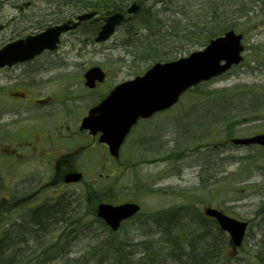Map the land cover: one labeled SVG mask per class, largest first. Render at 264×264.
Segmentation results:
<instances>
[{
	"label": "rangeland",
	"instance_id": "374dc122",
	"mask_svg": "<svg viewBox=\"0 0 264 264\" xmlns=\"http://www.w3.org/2000/svg\"><path fill=\"white\" fill-rule=\"evenodd\" d=\"M229 2L237 6L238 13L234 12L235 15L233 11H224ZM210 8H216L219 14H228L229 19L237 21L235 31L244 36L243 61L221 77L202 83L184 95L177 106L149 121L141 123L140 120L123 145L118 163L110 158L114 177L108 180L109 184L91 186L94 181L97 182L99 174L104 177L112 174L111 169L105 167L108 159L106 149L100 146H97L99 150L87 149L80 161H75L77 170L83 173L84 183L81 185L63 187L58 178L60 174L46 164L39 168L35 160L11 161L4 150L13 146L17 151L21 140L16 133L23 120L18 119V114H0L3 129H0V196H4L0 200V233L20 226L21 229L13 233L15 241H23L16 243L15 247L22 251L20 260L22 257L32 258L42 250L40 242L35 240V233H29L34 219L28 220L33 210L26 205L33 201L35 203L30 206L44 201L51 204L56 198L64 197L72 202L74 210H78L80 219L77 230L71 234L70 243L67 244L68 238L65 236V239L59 240L66 241L59 245L67 248L66 253L64 251L55 260H50L53 253L48 251L36 264H107L99 256L104 254L105 257H111L116 248L121 246L110 248L98 245L105 242L106 235L98 230L101 224L91 212L94 205L91 200L97 202L100 198L96 194L92 198L91 193L92 188L104 190L110 185L112 189L107 197L112 202L120 204L133 201L141 207V215L126 222L115 237L117 243H123L125 252L120 253L126 256L127 264H152L163 260L166 261L163 264H170L171 258L177 254L167 256L171 245L166 241V236H160L159 233L170 222L168 217L164 219L157 216L175 214L180 209L190 207L197 217L203 211L202 208L208 205L221 209L228 216L249 222L242 246L237 250L231 249L229 245L224 246L215 264H264L260 252L264 248L263 151L258 146L235 147L228 142L230 138L264 133V0L143 1V9L147 13L158 12L156 21L167 25H170V21L173 24L180 19L185 24L198 21ZM72 10L71 6L63 5L62 0L2 1L0 45L14 37L42 31L55 24L57 19L66 20L67 13ZM131 28L129 24L124 25L112 39L97 44L92 41L87 27H81L79 31L62 37L58 52L37 59L35 65L44 68H26L33 75L32 81H40L44 89L40 90L43 96L61 102L59 105L54 104L55 107L48 111L35 113L38 128L42 127L41 124L50 128L52 123L61 121L70 127L77 126L83 112L90 108L88 99H92L90 96L94 94L87 91L82 83L84 71L93 65L108 73L107 80L96 91L102 94L111 86L147 71L150 64L139 58L144 44H138L140 48H136L127 42L123 48L124 40L128 38L127 31ZM137 28L140 29V26ZM157 29L154 30L156 39L151 46L158 54L168 55L173 51L172 59H177L201 49L190 47L188 51L178 50L177 41L169 37L165 39V33L157 32ZM179 44L184 45L185 42ZM16 85L12 80L9 86L18 89ZM79 93L89 94V98L79 100ZM5 101L0 100L3 103ZM45 117H48L47 120H44ZM75 138L76 145L84 144L85 138ZM39 148H46L45 140L40 142ZM10 193L26 198L8 202L7 194ZM100 193L103 194L102 191ZM153 214L157 216L152 218ZM157 220L163 226L157 224ZM51 221V218L47 219V222ZM49 227V238L51 233L58 237L63 229L58 225ZM56 249L60 251L57 245ZM120 253L116 255L120 256ZM141 253L149 255L152 261L146 260V256Z\"/></svg>",
	"mask_w": 264,
	"mask_h": 264
},
{
	"label": "water",
	"instance_id": "95a60500",
	"mask_svg": "<svg viewBox=\"0 0 264 264\" xmlns=\"http://www.w3.org/2000/svg\"><path fill=\"white\" fill-rule=\"evenodd\" d=\"M91 14L78 16V20L88 19ZM103 19L106 24L102 26L99 40L106 39L112 33L113 24L118 25L123 16L113 14L110 18ZM68 24L47 28L46 31L35 36H27L24 40L7 45L0 51V68L4 65L12 66L18 62L31 60L43 50L56 49L59 36L79 23L72 24V27ZM240 39L241 36L228 32L221 38L211 40L205 49L190 54L188 58H181L168 64L158 63L142 77H136L134 81L117 86L103 102L89 111L88 117L83 120L82 127L89 128L93 134L101 131V141L107 142L111 147V153L116 156L119 144L138 117L146 118L156 111L169 108L191 85L208 80L239 63L241 61L239 53L242 50ZM223 60L225 63L222 66L220 62ZM93 76H98L99 80L102 79L98 69H92L85 75L87 85H91ZM234 142L246 145L261 144L264 151V135ZM79 178V174L68 175L66 182H75ZM138 209L139 207L132 203L120 204V206L100 204L97 208V216L116 231L121 221L130 218L137 213ZM205 214L216 219L220 228L229 233L234 246H240L246 223L229 219L211 208H208Z\"/></svg>",
	"mask_w": 264,
	"mask_h": 264
},
{
	"label": "trees",
	"instance_id": "16d2710c",
	"mask_svg": "<svg viewBox=\"0 0 264 264\" xmlns=\"http://www.w3.org/2000/svg\"><path fill=\"white\" fill-rule=\"evenodd\" d=\"M124 1L125 0H62V4L71 6L73 9L71 12L89 9L95 10L97 12H103L107 10H120L124 5ZM234 7L236 9L237 6L231 5L229 2V4L225 5L224 11H226V9L229 10V12L235 11V9H233ZM201 17L202 19L187 24L183 23V20L180 19L178 22H176V28H173L172 26L169 28V35H171L172 38L178 42V48L180 50L188 51L189 47L204 45L212 37L221 35L224 31L233 29V27L236 25V22L228 18V14L226 16L221 15V13L219 14V11H216V8L208 9V13H203ZM181 41H184L185 44L180 45L179 42ZM147 51L149 52L143 56L145 61L156 60L157 57H165V55L160 57L161 55L156 53L157 50H154L151 53L150 51H152V49L148 48ZM65 201L72 205V202L69 201L68 198H58L54 203L43 205V207H40L39 209L36 208V211H34L36 212L34 214V223L33 225H30L32 228L30 227L29 233H35V240L40 242L39 245L42 247V250L38 254H35L32 258L24 259L22 257L20 260L19 256L22 251L18 250L19 247L15 248L16 243L23 242L22 240H19L21 242H18V240L15 241L13 234L15 230L21 229L20 226L18 229L15 227L11 228V231L2 230L0 233V264H31V262H35L36 264L39 262V258L43 257L46 252L48 253V251H52L53 253L50 260H55L64 251L66 253L67 248H65L63 245L59 246L66 241L59 240L65 239V237H67V244L70 243V240L72 239L71 234L77 230V222L79 221L80 217L77 215L78 210H74L72 206H67L64 204ZM91 201L94 203L95 200ZM161 217H168L167 220L170 222L165 226V228L159 230L160 236H166V241L171 245V250L167 253V256L172 257L177 254V256L171 258L170 264L173 263L172 259L174 261L173 264H213L220 258L222 253L221 249L226 244L225 237L221 231L217 230L211 233V231L208 232L200 225V227L196 229L197 232L193 234L191 228L188 226L186 227V222L182 219V217H190V215L175 213L164 214V216ZM49 218L52 219L51 222H47V219ZM155 220L156 219H154V221ZM47 223H49V225H58L63 227L61 232H59L60 235H58V237L53 233H51L50 238L48 237V230H50V227L49 225L46 226ZM157 224L163 226L160 220H157ZM98 230H100V233L106 235L104 240L105 242L98 245H107L110 248H114V245H119L122 247H117L116 251L113 252L111 257H105L104 254L100 255L99 257L107 261V264H127L126 256L122 255L125 252L123 249V243L122 241L117 243L115 240L117 233L110 232L104 225L100 226ZM171 230L172 232H170ZM170 233H172V235ZM187 233L190 234L186 236ZM183 236L186 239V243H180ZM56 245L58 248H60V251L56 249ZM261 249L263 251L260 252L264 258V248ZM121 251L123 252L122 254L120 253ZM104 252L105 254L107 253V251ZM119 253L120 256L116 255ZM141 255H145L146 260H151L149 255L146 253H141ZM164 262L166 261H155V263L152 264H163Z\"/></svg>",
	"mask_w": 264,
	"mask_h": 264
},
{
	"label": "flooded vegetation",
	"instance_id": "af4514ba",
	"mask_svg": "<svg viewBox=\"0 0 264 264\" xmlns=\"http://www.w3.org/2000/svg\"><path fill=\"white\" fill-rule=\"evenodd\" d=\"M51 55H53V52L47 51L31 61H26V63L15 65V67H4L0 69V95H3L4 98L6 97V103L0 104V107H2L0 109V114H18V119L23 120V124L19 125L18 132L16 133L19 135V140H21L17 146L19 152H16V149H13L14 147L11 146L4 150L7 156L9 155L17 160H35L39 168H41L43 164H46L53 168L57 174H60L58 178L61 183L65 174L74 173V171L77 170L75 161H80L82 154L87 149H95L97 145L106 150H108V148L104 144H99L98 134L91 136L87 131L79 130L80 122L83 120L84 116L81 118L82 120L79 119L80 121H76V127L73 124V126L70 127L69 124L64 121L54 122L50 128L42 124V127L38 128L36 125V118H34L35 113L39 111H48L54 108V104H58L59 102L55 101L50 96L42 95L40 90H44L43 86L39 84L40 81L38 79L32 81L33 75L26 68L36 66L37 59H44V56L47 57ZM41 68L44 67H35L36 70H40ZM12 80L13 84H18L16 85L19 87L18 89L10 88L9 85ZM93 82L94 83H92L89 88L86 87V83H83L87 91L94 92V94L90 96L92 99H88L89 94L83 95L79 93L80 95L77 97L79 100L86 97L89 100L91 108L98 105L104 98L102 97V93H96L101 83L95 80H93ZM79 107L82 106L80 105ZM37 119L43 120L41 118ZM44 137L46 138L44 139ZM75 137L80 139L81 137L83 139L85 138L84 144L76 145ZM43 140L46 141V148L40 149L39 144ZM116 163H118L117 160ZM109 164L110 161L107 160L105 167L109 166ZM99 176L101 178L102 175L100 174ZM104 179L107 180L108 178ZM104 184L106 185L107 182L104 181ZM91 186H95V183Z\"/></svg>",
	"mask_w": 264,
	"mask_h": 264
},
{
	"label": "bare ground",
	"instance_id": "6f19581e",
	"mask_svg": "<svg viewBox=\"0 0 264 264\" xmlns=\"http://www.w3.org/2000/svg\"><path fill=\"white\" fill-rule=\"evenodd\" d=\"M64 204H66L67 206H71L67 201H65V203ZM36 212H32L30 215H29V217H30V220L31 221H33V219H34V214H35ZM34 223V222H33Z\"/></svg>",
	"mask_w": 264,
	"mask_h": 264
}]
</instances>
